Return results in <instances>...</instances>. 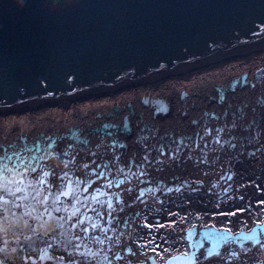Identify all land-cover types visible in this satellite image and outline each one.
I'll list each match as a JSON object with an SVG mask.
<instances>
[{
  "label": "flooded vegetation",
  "instance_id": "obj_1",
  "mask_svg": "<svg viewBox=\"0 0 264 264\" xmlns=\"http://www.w3.org/2000/svg\"><path fill=\"white\" fill-rule=\"evenodd\" d=\"M179 82L177 80L171 84ZM65 105L67 107L68 103ZM28 106L25 104L24 107L20 106L22 108H0V158L18 157L15 166L21 163L25 167L20 173L22 179L27 177L28 181L33 183L31 185L34 189L42 188L48 192L51 205L61 206L63 202L78 205L80 210L77 216L83 223L80 229L86 228L87 235L96 240L93 245L100 246L105 251L107 261L103 264H149L139 259L136 261L135 258H138L140 253L148 254V261H153L150 263L173 264L170 263L172 258L191 254L190 250L194 249H191L187 235L195 225L181 223L177 216L168 215L171 210L168 203H171L173 198L179 199L185 190L196 192L201 189L198 187L202 186L203 190L211 195V199L208 198L209 206L206 208L210 217L217 215L216 212L225 205L239 200L240 185L230 175H223L217 183L218 189L212 192L206 183L192 182L187 187L184 184L168 183L165 186L159 177L162 171H168L173 165L169 164L173 159L171 157L175 156L171 147L180 154L181 160L190 157L199 160L208 158L212 150L206 145V137L216 145L219 135L215 130H219V134L224 132L226 128L235 125L233 121L217 125L216 129L205 126V130H199L198 133H190L188 130L186 133L181 129L176 131L170 127L164 129L161 125L158 130L151 127L154 133L167 131L170 135L169 143L163 146L162 143L148 142L142 138L141 126L131 121L132 116L137 115V109L127 105L92 115L77 113L75 109L73 111L76 117L68 124H64L62 117L58 120L53 118L57 113L63 114V103L54 104L55 107L29 106L25 123L16 121L17 124L11 129L6 126L4 115L24 112ZM47 107H51L46 110L47 116L42 117L43 119L37 117L40 114L38 110ZM124 118H128L125 123L122 122ZM190 139H196L197 144ZM261 152L259 147L257 151H253L250 164L261 160ZM179 166L183 170L187 168L184 162H179ZM172 169L177 171L176 167ZM12 175L13 173L9 177L0 173V183L5 190L11 188L8 181H16ZM17 179L20 180V177ZM86 208L88 210L83 217ZM251 213L252 211H249V215ZM256 213L258 214L255 219L251 223L244 222L243 226L241 223L217 225L210 221L207 225L225 228L232 236L214 251H210L208 246L195 250L190 264H264V259L259 258L261 251H264V228L258 224L259 221H264L261 216L264 212ZM13 215L18 217L15 210ZM163 215L170 219L163 221L164 233L161 234L159 228L156 229L152 224L155 221L158 223ZM254 228L258 230L256 235L252 234ZM82 232L86 234L85 231ZM242 232L252 235L250 238L241 237ZM159 240L164 246H161ZM176 244L180 246L169 248ZM154 260L161 261L157 263ZM76 264L94 263L79 259Z\"/></svg>",
  "mask_w": 264,
  "mask_h": 264
},
{
  "label": "water",
  "instance_id": "obj_2",
  "mask_svg": "<svg viewBox=\"0 0 264 264\" xmlns=\"http://www.w3.org/2000/svg\"><path fill=\"white\" fill-rule=\"evenodd\" d=\"M263 41L264 0H0V108L142 81ZM231 236L193 227L194 250L170 263L190 264Z\"/></svg>",
  "mask_w": 264,
  "mask_h": 264
},
{
  "label": "rangeland",
  "instance_id": "obj_3",
  "mask_svg": "<svg viewBox=\"0 0 264 264\" xmlns=\"http://www.w3.org/2000/svg\"><path fill=\"white\" fill-rule=\"evenodd\" d=\"M240 49L233 50V54L230 53L224 56L212 58L213 60L210 59L213 62L206 63L208 61L207 60L203 62L204 64H197L192 69H187L188 67L176 70L173 69L169 72L157 75V78H154L155 75L147 77L150 79L149 81H147V78H145L146 80L143 79L142 81L133 82L130 84L110 86L107 89L96 90L91 93H86L85 95L79 94L74 95L73 97L70 96L71 98H60L63 100L60 102L58 101L59 99H55L46 100L41 103H30L28 105L30 107H35V105L54 106V104L63 103V114L57 113L53 116V118L58 120L59 117H62V121L64 122V124H68L69 122L73 121L74 117H76L73 111L75 109V112L77 113L82 112L83 114L89 113L90 115H92L98 112L103 114L110 108H116L126 105L129 106V108L134 107L137 109V115H133L131 121L135 122L137 126H141L140 130H142L143 132L142 138H149V142L155 140L154 138H156V136L160 134L159 131L158 133H154L151 130V127H153V129H156L154 126H156L157 124H153L155 120L151 119V115L149 114L151 109L148 110L149 107L151 108V105L152 107H154L152 108L153 114L159 115V118L161 120V118L165 117L163 115L168 110V102L167 100L163 99L166 97L162 96V92L165 90L170 91L171 89H177V91H179L176 92V95H178V93L180 95H178L177 105L183 106L186 103L184 101H187L186 94L190 93L191 91L195 92L196 94H199V97H195V99L197 100V107H195L197 109L196 112H202L203 110V112H205L203 117L205 119L207 118L211 120L213 119L211 112H213L220 120H223L222 122H220V125H223V123H226L227 121L231 122L236 119V114H238V112H236L238 103L234 106L230 105L229 103L231 101H235L236 98L241 99L242 97H244L243 91H245V89H247V93L253 92L254 87L255 89L264 90V48L262 50L259 49L258 51L257 49H250L249 47H242ZM229 55H231V57L229 59H226ZM161 79L165 80L161 81ZM177 80L180 81L179 83H177L178 85L171 84L173 82L175 83ZM226 89L228 91L225 94H228L227 99L230 100V102L227 105L223 107L221 106L216 109L217 105H220L221 97H224L222 94ZM254 97L255 96L253 93L251 98L253 99ZM160 100L165 103L159 102ZM218 100L219 102L217 104L216 102ZM155 101L159 103H154ZM66 102L68 103L67 107H65V104H67ZM214 105H216V107L213 111ZM29 106L26 110L24 109V112L4 115L6 117V126L11 129L12 127H14V125L17 124L16 121H22L25 123L27 121L25 114L28 112V108H30ZM50 108L51 107H47L45 109L38 110L40 111V114L37 117L43 119L42 117L47 116L46 110ZM179 111L180 110H178V112ZM7 112L13 111L7 110ZM181 112L182 111H180V113ZM172 113L173 110L171 111V114ZM178 115L179 114H176L175 116ZM195 116L196 113H194L193 116L190 117V120H187V118L186 120L174 121L173 126H177V128H181L184 130L185 127L183 126H190L191 124L194 125V123L198 124L196 120L193 121L194 119H196ZM127 120L128 118H124L122 122L125 123V121ZM202 120L206 121L204 119ZM159 125H161L163 128L165 127L163 126V123H160ZM169 127L171 129H174L170 126V124ZM231 129H236V127H231ZM198 131L199 130L195 131V133H197ZM190 133L192 132L190 131ZM168 135L169 134H166V137H168ZM240 136V133L237 134L227 131L226 134L222 133L219 136L217 140L218 143L216 145L219 146V142L222 137H228L231 140H237V138H239ZM186 140L188 141V139ZM190 140H193L192 142L197 141L196 139ZM153 142L158 141L155 140ZM159 143H162L164 146V144L169 143V141L163 140L159 141ZM196 144L197 142H195V145ZM212 148L213 149L211 150L212 152H214L215 147ZM17 160L18 157L12 159H3L2 157L0 158V173H2L3 175L7 174V176L13 173L12 178H16V181H8V184L11 185V188H8L9 190H5L6 188L0 183V264H66L69 262L71 264H76L79 259H82L83 261L86 259L87 262L89 261L90 263L94 264H103L104 262H106L107 255L102 247L93 245L94 241L96 240L91 239L90 236L87 235L88 231H86V228L82 230L80 229L83 223L77 216V213L80 210V208L77 207L78 205H68L71 203L66 204L65 202H63V205L61 206H59V204L57 206L51 205L52 203L48 201V192H45L42 188L34 189L31 185L33 183L28 181L27 177H23L22 179L20 173L24 171L23 169L25 167L21 165V163H18V166H15ZM203 162H205V158H202L200 160L198 159L199 165L207 164ZM254 164L257 165V163ZM231 170H235V165L232 164ZM171 171H173V169ZM250 175L252 176L251 179H253L254 181L258 179L257 174L251 173ZM18 177H20V180L17 179ZM160 179L163 180V183L165 182L163 178ZM239 179H242L241 183L244 184L245 182H247L244 180H248L249 178L243 173L240 175ZM259 181L260 178L258 179L257 183L261 186L260 188H263L260 184L261 182L259 183ZM260 193H262L260 189L250 193L244 192V194H247V196H245L241 201L244 203L239 205L234 202L231 204L239 205L238 210H244L245 216L237 217V221V218L233 219V217H229L227 213L222 223L233 225L239 222L241 219H244L245 222L251 223V221H253L258 214H253V212H264V206L260 205L257 209H254L253 206V202H255V199L262 198L263 200L261 201H264V193L262 195ZM202 198L205 201H208V195L204 194ZM239 200H237L236 202H238ZM185 201H189V203L195 202L188 198ZM185 201L169 203V205L171 209L177 208L178 214L180 215L184 213V205L186 204ZM249 201H252L250 205L246 204ZM29 202L31 204H28ZM231 204L225 206L229 209H233L234 207H236L232 206ZM14 210L18 213V217L17 215L15 216L16 218L13 215ZM87 210L88 209L86 208L85 212L83 213V217L86 215L85 213L87 212ZM206 211L207 210H205V214ZM233 211V213H230L234 214L236 212V209L234 208ZM249 211H252L251 215H249ZM164 216L165 215L161 216L162 223L165 220ZM261 216L264 219V215ZM213 217H216V215ZM209 218L210 217L204 218L208 221L199 222L197 228L207 225L211 220V223H216L213 222L212 218ZM258 224H261L262 226L264 225V221H259ZM159 225L157 224V226ZM155 228H159L158 231H160L161 234L164 233L163 225ZM82 231H85L86 234H84ZM160 241L161 240H159L158 242L161 244V246H164V244ZM176 246H180V244H176L169 248L174 249L176 248ZM5 254L11 255L12 259L3 257ZM141 254L142 253H140V255H137L138 258H135L136 261L137 259H139V261L143 260L149 264H153L150 263L153 261H148V254ZM260 256L261 257L259 258L263 260L264 251H261ZM163 257L165 258V256ZM154 261L159 263L161 260Z\"/></svg>",
  "mask_w": 264,
  "mask_h": 264
},
{
  "label": "bare ground",
  "instance_id": "obj_4",
  "mask_svg": "<svg viewBox=\"0 0 264 264\" xmlns=\"http://www.w3.org/2000/svg\"><path fill=\"white\" fill-rule=\"evenodd\" d=\"M240 48H236L235 50L240 49ZM249 48L252 49L251 47H249ZM263 48H264V41L261 43H258L257 46H255L253 49H257V51H258L259 49L262 50ZM240 50H242V49H240ZM214 58H216V57H214ZM205 61H207V59L202 60L201 62L203 63ZM201 62H194L190 65L182 66V67H180V69L185 68V67H188L187 69H192L194 66H196L198 63H201ZM169 71L170 70H166L162 73L169 72ZM162 73H160V74H162ZM156 76L157 75H155L154 78H157ZM149 80L150 79L147 78V81H149ZM208 85H209V83H208ZM113 86H116V85H113ZM255 86H257V85H255ZM100 89H95L93 91L100 90ZM232 90H229V91H232ZM246 90L247 89H245V91H243L244 97H242L241 99L236 98L235 101L230 102V100L227 99L228 94H225L228 91L226 89L224 91V93L222 94L224 97H221L220 105L219 106L217 105V107H216V105H214V109H213V111H214L215 107H216V109H218L221 106L223 107V106L227 105L229 102H230L229 104L232 106L237 105V103H238V107L236 108V112H238V114H236V119L233 121L235 125L234 126L232 125L233 127H236V129H231V127H230V129L226 128L224 130V132L221 131L220 134H219V130H215V131L218 132L217 134L219 136L222 133L226 134L227 131H230L232 133H237V134L240 133L241 136L239 138H237V140H231L228 137H222L220 142H219V146L215 145L213 143H210V141L206 137V143H207L206 145H208V148L213 149L212 147H215V149H214V152H212L208 158H205V162H203V163H207V164H204V165H202V164L199 165L198 159L194 158V157L193 158H191V157L187 158L186 160H181V158L179 157L180 154L176 150H174V147H172L171 150H173L175 152L174 154L176 155L175 156L176 158L174 156L171 157L173 159H172V161H169L170 162L169 164H173L172 167H170V168L168 167L169 168L168 171H162V175L159 176L160 178H163L165 180L163 185L167 186L168 183L169 184L180 183V184H184L187 187L190 185L189 183H192V182H199L200 183L201 182L202 184L206 183L207 185H209V187H210L209 189H211V192H212V190H214L216 188L218 189L217 183L224 177L223 175H230L233 178V180H235V182H238V184L240 185L239 190H238L240 200L238 202H235L236 204L240 205V204L244 203V202H241L242 201L241 197L244 198L245 196H247V194H244V192L250 193V192H255V191L260 189L262 191V193H260V194L262 195L264 193V103H263L264 102V90L255 89V87H254L253 92L247 93ZM93 91L76 92V93L72 94V96L79 95V94L81 95V94L91 93ZM178 91H177V89H171L170 91L165 90L162 92L163 93L162 96L166 97L163 99L167 100V102H168V110L163 115L165 117L161 118V120L159 118V115L153 114L152 108H154V107H152V105H151V108L149 107L148 110L151 109V111H152V112L151 111L149 112V114L151 115V119L155 120V122H153V124H155V125L157 124L156 126H154L156 128V130H158V128H160V126H159L160 123L164 124L163 125V126H165L164 129L169 127V124L171 127L174 128V130L181 129V128H177V126L176 127L173 126L174 121L186 120L187 118H188L187 120H190V117H192L194 113H196V116H195L196 119H194L193 121L196 120V122L198 124L194 123V125L191 124L190 126L189 125L183 126V127H185V129L184 130L181 129L182 132L187 131V130H188V132H190V131L195 132L197 130H202V129L205 130V128H204L205 126H210L213 129H216L217 125H220V122L223 121V120H220L215 115V113H213V112H211V114L213 116L212 120L207 119V118L205 119L203 117L204 113H205V112H203V110H202V112H198V113L196 112L197 109L195 107H197V104H196L197 100L195 99V97H199L198 96L199 94H196L195 92L191 91L190 93L186 94V100L188 102L184 101L186 103L183 106L177 105L179 93H178V95H176V92H178ZM198 92H199V90H198ZM253 93H254L255 97L252 99L251 97H252ZM159 102L165 103L161 100ZM159 102L155 101L154 103L158 104ZM218 102H219V100L216 103L218 104ZM141 106H143V105H141ZM240 106H242V107H240ZM239 108H241V109H239ZM172 110H173V113L171 114ZM178 110L182 111L183 115H182V112L180 113V111L178 112ZM198 111H199V109H198ZM139 114H140V112H139ZM176 114H179V115L175 116ZM202 119H204L206 121H203ZM224 121H227V120H224ZM227 122H229V121H227ZM229 125H231V124H229ZM166 132L165 131L159 132L160 134L157 135L156 138H154V139L158 142L163 141V140L168 141L169 135H168V137H166V134H167ZM217 134H215V135H217ZM144 139L145 140L147 139V141H148L149 138H144ZM139 140H141V139H139ZM155 140H153V141H155ZM173 146H175V145H173ZM258 147L262 151L261 153H263V155L261 156L262 157L261 160H259V162H257L258 163L257 164L258 166H257L254 163L250 164V160L252 159L253 151L254 152L257 151ZM236 154H237V156H235ZM181 155H182V153H181ZM162 162H164V161H162ZM179 162H181V163L184 162V166L187 168L185 170H183V168L179 166ZM232 164L235 165L234 171L231 170ZM173 167H176L177 171H174V170L171 171ZM253 168H255V169H253ZM147 173L148 172H146V174ZM243 173L245 175H247V177L249 178L248 180H244V181H247V182H245L246 184L241 183L242 179H239L240 175ZM251 173H255L258 175L257 177L260 178L259 183L261 182L260 184L262 185L263 188H260L261 186L258 183L256 184V182L253 179H251L252 178V176L250 175ZM199 189L200 190H197L196 192H194V190H192V191H186L185 190L184 194H182V196L179 199L174 200V198H173L171 203H176L178 201L184 202L185 200H187V198L191 199L195 202L189 203V201L188 202L185 201L186 204L184 205V213L179 215L177 208H174V209H171V211L169 212L168 215L177 216L178 220L181 223L184 222L186 224H193V225H195V227L198 226L199 222L208 221L207 219H204V218L210 217V215H208L209 210L206 209L209 206V203H208L209 200L205 201L202 197L204 194H206V195H210V194L207 191L203 190L204 188H202V186H200ZM177 194H179V193H177ZM208 198L211 199V195L208 196ZM258 200L261 201L263 199L261 198V199H255L254 200L255 201V202H253L254 203V205H253L254 209H257L260 205L264 206V201L260 202ZM251 202L252 201H249L246 204L250 205ZM239 205H232V206H236V207H234L236 209V212L234 214H232L234 212L233 211L234 208L229 209L226 206H224L219 210L220 212L218 211V213L214 210L217 215H216V217H210V218L213 219V222H216L215 224H219V223L223 224L222 222L225 219V216L227 213H228L229 217H233V219H235L237 217L245 216L244 210H238ZM246 208H248V207H246ZM205 210H207L206 214H205ZM222 210H225V211L222 212ZM230 212H232V213H230ZM255 213L256 212H253V214H255ZM165 214H167V212ZM164 217H165V220L169 218V217H166V215ZM237 221H238V218H237ZM240 221H242L243 224L245 222L244 219H241ZM157 224L158 225L161 224V225L157 226ZM243 224H241V225H243ZM162 225H163V223H162L161 219L158 220V223H157V221H155L154 224H152L153 227H160ZM146 238L149 239L148 236H146Z\"/></svg>",
  "mask_w": 264,
  "mask_h": 264
},
{
  "label": "trees",
  "instance_id": "obj_5",
  "mask_svg": "<svg viewBox=\"0 0 264 264\" xmlns=\"http://www.w3.org/2000/svg\"><path fill=\"white\" fill-rule=\"evenodd\" d=\"M10 244H13V243H10ZM3 257L12 259L11 255H8V254H5Z\"/></svg>",
  "mask_w": 264,
  "mask_h": 264
},
{
  "label": "snow or ice",
  "instance_id": "obj_6",
  "mask_svg": "<svg viewBox=\"0 0 264 264\" xmlns=\"http://www.w3.org/2000/svg\"><path fill=\"white\" fill-rule=\"evenodd\" d=\"M158 163H162V161H158ZM241 199H243V197H241ZM148 227H151V225H147Z\"/></svg>",
  "mask_w": 264,
  "mask_h": 264
}]
</instances>
